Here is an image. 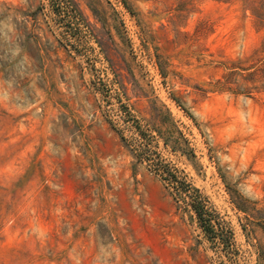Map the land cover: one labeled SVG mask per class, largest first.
Listing matches in <instances>:
<instances>
[{
	"label": "rangeland",
	"instance_id": "obj_1",
	"mask_svg": "<svg viewBox=\"0 0 264 264\" xmlns=\"http://www.w3.org/2000/svg\"><path fill=\"white\" fill-rule=\"evenodd\" d=\"M256 7L0 0V264H264Z\"/></svg>",
	"mask_w": 264,
	"mask_h": 264
},
{
	"label": "trees",
	"instance_id": "obj_2",
	"mask_svg": "<svg viewBox=\"0 0 264 264\" xmlns=\"http://www.w3.org/2000/svg\"><path fill=\"white\" fill-rule=\"evenodd\" d=\"M220 1H234V0H220ZM247 7L252 8V6H254V4H257V7L255 9H253L254 15H256L258 17V19H260V24L262 27H264V11L261 12L262 7L264 8V0H243ZM259 71H261L262 73H264V67L259 69ZM258 72H255L254 74H257ZM176 181H178L177 179H175ZM181 182V181H178ZM183 182V181H182ZM183 184V183H182ZM191 188V185H188ZM192 206L193 209L195 210V212L197 213V215L199 216L201 221H205L206 219V214H210L207 208L206 203L203 201L201 195L196 194L193 197L192 200ZM209 222V220H208Z\"/></svg>",
	"mask_w": 264,
	"mask_h": 264
}]
</instances>
